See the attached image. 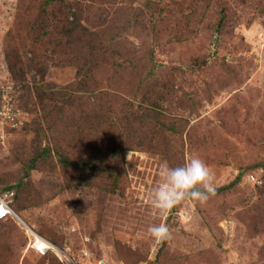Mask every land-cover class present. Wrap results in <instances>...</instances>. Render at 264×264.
Masks as SVG:
<instances>
[{
	"label": "rangeland",
	"instance_id": "374dc122",
	"mask_svg": "<svg viewBox=\"0 0 264 264\" xmlns=\"http://www.w3.org/2000/svg\"><path fill=\"white\" fill-rule=\"evenodd\" d=\"M192 155L216 195L159 215ZM0 196V264H264V0H0Z\"/></svg>",
	"mask_w": 264,
	"mask_h": 264
},
{
	"label": "clouds",
	"instance_id": "9594fccd",
	"mask_svg": "<svg viewBox=\"0 0 264 264\" xmlns=\"http://www.w3.org/2000/svg\"><path fill=\"white\" fill-rule=\"evenodd\" d=\"M215 195L214 174L210 166L199 155H192L178 166L162 162L158 181L149 192V204L159 215H164L182 202L203 204ZM147 231L157 243L171 236L167 224L153 223Z\"/></svg>",
	"mask_w": 264,
	"mask_h": 264
},
{
	"label": "built area",
	"instance_id": "2783aa9c",
	"mask_svg": "<svg viewBox=\"0 0 264 264\" xmlns=\"http://www.w3.org/2000/svg\"><path fill=\"white\" fill-rule=\"evenodd\" d=\"M13 213H14V210L9 200L0 196V219L7 218L9 215ZM34 235L35 236H34L32 247L35 248V250H37L40 254L45 255L49 250H52L53 252L58 253L57 249H55V246L48 239H46L45 237L39 236V235L36 236V234ZM60 258L64 264H77L73 261H69V258L67 257L66 259H63L62 257ZM119 264H124V263H119Z\"/></svg>",
	"mask_w": 264,
	"mask_h": 264
},
{
	"label": "bare ground",
	"instance_id": "6f19581e",
	"mask_svg": "<svg viewBox=\"0 0 264 264\" xmlns=\"http://www.w3.org/2000/svg\"><path fill=\"white\" fill-rule=\"evenodd\" d=\"M37 236V235H36Z\"/></svg>",
	"mask_w": 264,
	"mask_h": 264
},
{
	"label": "trees",
	"instance_id": "16d2710c",
	"mask_svg": "<svg viewBox=\"0 0 264 264\" xmlns=\"http://www.w3.org/2000/svg\"><path fill=\"white\" fill-rule=\"evenodd\" d=\"M124 150V149H123Z\"/></svg>",
	"mask_w": 264,
	"mask_h": 264
}]
</instances>
